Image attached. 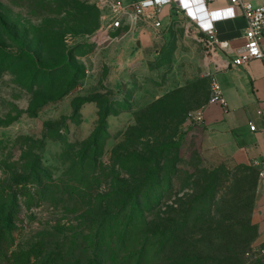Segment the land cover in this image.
I'll list each match as a JSON object with an SVG mask.
<instances>
[{
    "label": "rangeland",
    "instance_id": "rangeland-1",
    "mask_svg": "<svg viewBox=\"0 0 264 264\" xmlns=\"http://www.w3.org/2000/svg\"><path fill=\"white\" fill-rule=\"evenodd\" d=\"M97 1L0 0L2 45L25 49L44 69L67 59L80 71L75 87L49 103L22 88L10 73L0 79V264H16L15 255L30 252L33 264L59 252L58 264H92L99 226L114 215L118 229L124 226L117 213L121 204L108 203L110 191L126 179L118 169V156L125 151L148 153L173 142H179V149L160 160L168 170L176 163L173 193L148 215V222L170 219L169 209L177 206L172 203L179 198L184 202L182 196L197 176L200 186L212 184V210L218 215L212 226L183 238L181 247L217 259L222 254L221 232L233 225L239 256L248 247L239 243L254 237L253 244L258 235L252 217L255 194L250 211L234 215L238 204L249 205L254 178L248 166L205 152L192 128L190 115L198 110L195 90L202 95L207 90L202 80L209 78L203 72L205 55L199 44L183 37L185 14L168 5L181 19L162 25L155 34L151 30L156 39L141 54L133 39L137 35L127 42L126 27L112 33L111 40L93 39L104 26L105 12ZM150 11L154 15V9ZM155 18L161 22L158 13ZM125 100L127 111L114 105ZM106 106L112 113L96 148V163L84 172V181H78L77 170L88 168L87 140ZM66 149L69 158L63 157ZM81 156H86L84 163ZM34 164L50 169L55 186L40 205L28 207L18 184ZM9 219L11 230L5 233ZM139 251L140 243L134 241L121 247L120 254L135 260ZM236 258L232 264H238Z\"/></svg>",
    "mask_w": 264,
    "mask_h": 264
},
{
    "label": "trees",
    "instance_id": "trees-1",
    "mask_svg": "<svg viewBox=\"0 0 264 264\" xmlns=\"http://www.w3.org/2000/svg\"><path fill=\"white\" fill-rule=\"evenodd\" d=\"M8 73L16 76V82L22 88L40 95L42 102L49 103L62 98L75 87L80 71L68 64L67 59L64 63L44 69L25 49L15 51L0 43V79ZM202 81L207 86V90L200 96L199 89L195 90L194 95L198 99L196 109L204 107L209 99V81L208 79ZM114 105L124 109L122 111H127L129 102L119 101ZM110 107L106 106L99 114L98 128L87 140L89 147L84 150V153H89L88 168L82 169L81 167L77 170L78 181L83 182L84 172L96 163L98 157L96 148L105 133L106 119L112 113ZM69 149L63 151V157L69 158ZM178 149L179 142H173L159 147L154 146V149L148 153L125 151V154L118 156V169L124 172L126 179L120 188L117 187L110 191L108 197L111 199L108 203L109 207L115 201L121 204L117 213L124 218V226L118 229V220L115 215L99 226L96 231V251L92 264H232L236 255L237 263H244L245 253L252 246L254 237L239 243V247L242 245L248 247L238 256L239 250L234 246L238 241L233 232L235 231L233 225L232 227L226 226L221 232L224 237L220 246L222 254L217 259L207 258L188 248L181 247L180 242H183V238H187L191 232L198 231L203 226L204 229L212 226L218 215V210L216 213L212 210V184L206 181L208 183L205 187L200 186L197 176L193 177L189 190L183 194L184 202L180 203L181 198H179L172 203L177 206L169 209L170 219H162L161 223L148 222V215H153L155 210L160 208L173 193L172 180L175 177L176 163H173L171 169L168 170L161 165L160 160L167 158L169 154L175 153L174 151ZM85 157H80L81 163L85 162L82 160ZM248 167L254 178L252 196L249 205L239 206L238 204L234 215H242L247 209L250 211L253 203L258 183V170L251 166ZM53 186L55 184L50 169L41 164H34L29 167L24 180L18 184V189L25 197V204L31 207L45 201ZM16 210L17 205L15 204L11 211ZM9 223H11L10 219L6 222L5 233L11 230L7 226ZM247 224L250 229H253L249 221ZM154 225H156L155 229ZM151 229L154 230V235ZM134 241L140 243V251L136 254L135 260L132 259V255L125 257V254H120L121 247L132 244ZM28 254L15 255L16 264H33ZM61 254L62 252H59L60 256H50L43 263L36 261L35 264H58Z\"/></svg>",
    "mask_w": 264,
    "mask_h": 264
},
{
    "label": "crops",
    "instance_id": "crops-1",
    "mask_svg": "<svg viewBox=\"0 0 264 264\" xmlns=\"http://www.w3.org/2000/svg\"><path fill=\"white\" fill-rule=\"evenodd\" d=\"M131 7L143 0H121ZM255 6L264 5V0H252ZM208 10H218L229 6L228 0H208ZM234 18L213 23V38L216 42H225L223 49L217 48L211 57L203 51V72L209 82L215 80L221 87L226 100V107L216 104H206L202 107V121L192 123V128L198 131L199 142L207 153H214L224 160L237 165L251 166L264 170V57L253 59L242 66H232L231 61L244 46L246 22L238 8L234 9ZM172 6L154 8L161 20V27L171 26L180 20V15L172 14ZM183 14V13H181ZM141 22H139L140 24ZM180 23V22H179ZM185 28L187 22L183 23ZM127 29V42L137 35L134 42L141 46V54L151 46L155 29L151 22H143L141 26L132 24ZM160 29V28H159ZM136 32V34H135ZM132 37V38H131ZM183 37L189 39L186 29ZM264 51V39L261 40ZM254 126L255 130H250ZM253 223L257 227V238L252 246H264V179L258 177L255 193Z\"/></svg>",
    "mask_w": 264,
    "mask_h": 264
},
{
    "label": "built area",
    "instance_id": "built-area-1",
    "mask_svg": "<svg viewBox=\"0 0 264 264\" xmlns=\"http://www.w3.org/2000/svg\"><path fill=\"white\" fill-rule=\"evenodd\" d=\"M208 0H143L138 4L128 7L121 0H98V8L105 12L104 26L93 37L96 41L111 40V34L122 29L123 26L130 27L138 22H149L155 29L161 27V22L156 20L154 8H161L173 4L182 11L187 18L186 34L192 40L203 46L208 57H211L217 48H225V42H216L212 36L213 23L220 20L234 18V9L238 8L245 19L244 32L245 43L239 54L232 59V66H242L253 59L264 57L261 49V40L264 39V5L255 6L252 0H228L229 6L218 10H208ZM152 12V13H151ZM208 76V74H207ZM207 104H216L226 107L220 85L212 80L209 88V99ZM202 108L190 115V123L202 121ZM250 130H255L250 126ZM258 177L264 179V170L258 172ZM243 264H264V246H251L246 251Z\"/></svg>",
    "mask_w": 264,
    "mask_h": 264
},
{
    "label": "water",
    "instance_id": "water-1",
    "mask_svg": "<svg viewBox=\"0 0 264 264\" xmlns=\"http://www.w3.org/2000/svg\"><path fill=\"white\" fill-rule=\"evenodd\" d=\"M137 46H139V44H137Z\"/></svg>",
    "mask_w": 264,
    "mask_h": 264
}]
</instances>
